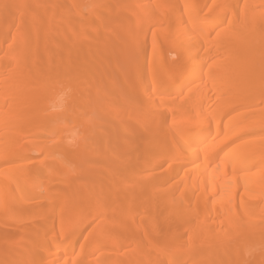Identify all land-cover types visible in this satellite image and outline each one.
Here are the masks:
<instances>
[{"label": "bare ground", "instance_id": "6f19581e", "mask_svg": "<svg viewBox=\"0 0 264 264\" xmlns=\"http://www.w3.org/2000/svg\"><path fill=\"white\" fill-rule=\"evenodd\" d=\"M255 237L264 0H0V264H264Z\"/></svg>", "mask_w": 264, "mask_h": 264}, {"label": "rangeland", "instance_id": "374dc122", "mask_svg": "<svg viewBox=\"0 0 264 264\" xmlns=\"http://www.w3.org/2000/svg\"><path fill=\"white\" fill-rule=\"evenodd\" d=\"M205 13V12H204ZM114 21H116V20H112V25L113 24H115V23H113ZM116 25V24H115ZM168 48H171V45H169L168 46ZM171 58H175V55L174 54H170V59ZM119 80V78L117 79V81H116V85L117 86H115V87H112V90L110 89V87H109V85L107 86V85H103V86H101V88L103 89L102 91H104V93H102V91H101V88H100V92L98 91V90H96V91H98L97 93H101L102 95H108V93H109V95L112 97H114L115 96V94L117 95L118 93H120L121 94V91L123 90L124 91V89H121V83H119L120 82V80ZM118 84L120 85L119 86V88H120V90H119V88H118ZM107 87H109V88H107ZM117 87V89H115ZM108 89V90H107ZM106 90H107V92H106ZM111 90V91H110ZM116 90H117V93H116ZM118 90H119V92H118ZM96 91H92V93H95ZM110 91V92H109ZM113 91V92H112ZM115 92V94H113ZM111 93V94H110ZM125 92H123L122 94H121V96L124 94ZM131 92L130 91H128V92H126V94H125V97L123 96V98L122 99H124V98H126V96H127V94H128V99H127V101H128V103H129V101H131V99H132V101H131V103H129V106H130V104H131V108H132V111H134L132 114H131V116H132V118H135V117H137V120H134L133 122H132V124H130V126L132 125L133 126V123H137V121L139 120V118L140 119H142L141 117L142 116H139V101L141 100V98H140V96H138L135 92H132V94H130ZM101 94H99V95H101ZM119 94V95H120ZM92 96H93V98H95V96L93 95V94H91ZM92 96H91V98H92ZM118 97V95L117 96H115V100H111V109H114L113 107H115L114 105L115 104H121V103H119L120 101L119 100H117L118 101V103H116V98ZM120 97V96H119ZM99 99L101 98V96H99L98 97ZM103 98V97H102ZM117 99H119V98H117ZM121 99V100H122ZM112 101H115V102H112ZM117 106H119V105H116V107ZM135 106V107H134ZM115 107V108H116ZM137 108V109H136ZM99 113V112H98ZM98 113L96 112V111H91V112H89V114L87 113L85 116H86V118L88 119V120H91V119H93V120H95L96 118H97V116H98ZM99 114H101V113H99ZM107 115H108V113L107 114H101V118H100V116H99V118H100V121H101V119L103 120V119H106L107 118ZM84 116V117H85ZM139 117V118H138ZM86 118H83V120H85L86 122H84V124H86V125H88V126H91V123L94 125V123L96 122V121H87V119ZM98 119V118H97ZM135 123V124H136ZM92 125V126H93ZM121 131V129L119 128V127H116L115 126V128H113L109 133V136L107 135V136H101V135H103V134H101L100 135V133H98L97 131L96 132H94V134H96V136L94 135L93 136V140H95L94 142H93V144H95V143H97V145H98V147L100 148V150L103 152V147L105 148V143L104 142H106L107 140H109L110 142H113V140L114 139H117L116 138V136H117V134H118V136H119V133H120V131ZM113 134V135H112ZM140 134H141V131H140ZM110 136H112V137H110ZM104 137V138H103ZM106 138V139H105ZM97 139H99V141L97 140ZM104 139V140H103ZM114 142H115V140H114ZM103 149V150H102ZM256 201V200H255ZM258 201V200H257ZM251 203H253V202H251ZM238 206V205H237ZM26 224H28V223H26ZM256 239H255V241H254V239L252 238V241L253 242H251V240H249L250 241V243H245L244 244V247L242 248L243 250L245 249H248V250H250V249H252V250H254V249H260V248H262V247H264V241L263 242H260V240H259V238L258 237H255ZM259 240V241H258ZM264 249V248H263Z\"/></svg>", "mask_w": 264, "mask_h": 264}]
</instances>
